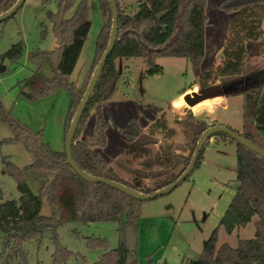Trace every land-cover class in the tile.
<instances>
[{
    "label": "trees",
    "instance_id": "trees-1",
    "mask_svg": "<svg viewBox=\"0 0 264 264\" xmlns=\"http://www.w3.org/2000/svg\"><path fill=\"white\" fill-rule=\"evenodd\" d=\"M17 1L0 0V15ZM116 1L118 36L73 138L72 155L76 164L91 176L111 179L150 194L176 181L189 166L203 132L222 124L208 123L191 112L176 119L178 126H173L163 112L144 132L133 118H129L122 126L128 145L110 163L99 152V148L107 143V122L102 109L115 91L119 78L116 60L121 57L144 58L147 75L163 71L157 63L161 56L185 57L190 60L195 79L201 87L217 82L241 81L240 88L227 95L243 96L244 131L231 128L264 150V65L256 62L257 58H264V0L219 2V8L231 16L220 60L207 68H201L209 21L207 0H137V7L132 11H126L123 0ZM57 3L58 10L51 16L57 45L53 49L37 50L31 54V60L38 66L48 63L53 74L46 77L36 69L23 82L29 90L22 88L21 94L33 100L62 87L71 95L65 119L66 140L94 70L108 46L113 11L109 0H99L103 24L96 39L93 60L83 82L77 85L71 80V75L91 28L89 6L87 0H57ZM23 52L24 44L19 41L0 54V59L17 63ZM92 111L96 112V120L91 134L81 137ZM0 117L12 132L10 137L0 139V144L5 141L21 142L32 156V162L16 173L21 197L0 203V257L7 249L11 253L20 251L24 240L39 238L47 231L55 232L65 222H117V248L107 249L103 238H88L91 246L106 248L94 264L137 263L134 248L143 200L106 183L84 179L69 163L65 149L53 150L42 131H33L22 123L1 101ZM179 130L185 137L186 154L175 146ZM210 138L205 142L195 168L203 160ZM231 140L236 146V179L239 186L218 227L223 226L231 234L236 228L253 221L254 234L249 238H239L236 246L227 242L218 245L217 227L192 264H264V158L240 142ZM25 173L38 181L37 192L31 189ZM146 180L152 183L147 184ZM45 206L49 208L46 214L43 213ZM70 254L64 247L58 246L54 260L57 264H66ZM22 257L24 261L25 256ZM0 264H13L12 256L6 255V261H0ZM159 264L175 263L164 261Z\"/></svg>",
    "mask_w": 264,
    "mask_h": 264
},
{
    "label": "rangeland",
    "instance_id": "rangeland-1",
    "mask_svg": "<svg viewBox=\"0 0 264 264\" xmlns=\"http://www.w3.org/2000/svg\"><path fill=\"white\" fill-rule=\"evenodd\" d=\"M220 1L207 0L206 13L209 21L205 30V55L201 68H207L220 60L231 16L219 8ZM87 2L91 28L71 75V80L77 85L83 82L93 60L96 39L103 24L99 0ZM122 5L126 11H132L137 7V0H123ZM57 10V0H26L14 15L0 22V54H4L16 42L24 44L23 55L17 63L4 60L7 69L0 73V101L6 109L11 110L14 117L33 131H42L44 139L53 150H64L65 119L71 95L62 87L33 100L21 94L22 88L29 90L23 82L36 69L46 77L53 74L48 63L38 66L31 60V54L37 50L53 49L57 45L51 17ZM256 62L264 65V58H257ZM157 63L163 67V71L147 75L144 58L121 57L116 60L119 78L111 99L102 109L107 122V143L99 148L101 155L110 163L128 145L122 126L129 118H133L144 130L163 112L173 126H178L176 119L191 112L201 119L198 108L203 102L191 106L181 95L182 92L185 94L202 88L195 79L190 60L185 57L161 56ZM238 95L231 94L228 108L232 118L237 120L243 116L242 98ZM220 97L223 95L208 98V101H213L208 106L213 109L220 107ZM174 105L177 108L173 110ZM95 120L96 112L92 111L81 137L90 136ZM205 121L217 122L210 117ZM11 135V129L0 117V139ZM175 146L181 153H188L181 130L175 138ZM31 162L32 156L23 143L5 141L0 144V203L21 197L16 173L24 170ZM25 178L31 189L37 192L38 181L29 173H25ZM238 186L235 143L225 134L214 133L205 148L203 160L188 179L170 193L142 202L134 248L138 262L129 264H159L164 261L192 264L218 227ZM48 212L49 208L45 206L43 213ZM117 228V222H65L55 232L47 231L39 238L24 240L20 251L16 253L5 250L0 261H6V255L10 254L13 264H57L54 253L58 246H62L71 253L66 258V264H94L106 248L91 246L88 238H103L107 249L117 248ZM253 234V221L248 226L238 227L231 234L223 226H219L217 244L227 242L236 246L239 238H249ZM1 248L2 243L0 250ZM22 255L25 256L24 261Z\"/></svg>",
    "mask_w": 264,
    "mask_h": 264
},
{
    "label": "water",
    "instance_id": "water-1",
    "mask_svg": "<svg viewBox=\"0 0 264 264\" xmlns=\"http://www.w3.org/2000/svg\"><path fill=\"white\" fill-rule=\"evenodd\" d=\"M25 1L26 0H18L17 3L11 9L2 13L0 15V22H2L3 20L14 15L18 11V9L24 4ZM109 2L112 6V11H113V25H112L111 37H110L108 46H107L104 54L102 55L98 65L96 66V68L94 70V73L91 77L90 83H89V85L85 91V94H84V97L80 103V106L78 107V109L74 115V118L72 120L70 129L68 131V134H67V137L65 140V150L67 153V158H68L69 163L73 167V169L79 175H81L84 179H86L88 181L106 183L110 186H113V187L127 193L128 195H130L136 199L145 201V200L154 199L158 196L170 193L181 182H183L188 176H190L196 167L197 161H198L200 153H201V151L205 145V142L214 133H218V132L225 133L231 139H234L235 141L240 142L241 144L248 147L252 151L258 153L261 157L264 158V150L261 149L258 145L251 142L250 140H248L247 138H245L244 136L239 134L237 131H235L231 127L224 125V124H217V125H214L208 129H206L203 132V134L201 135V137L197 143V146H196V149L194 151L192 160H191L189 166L186 168V170L181 174V176L176 181H174L173 183H171V184H169V185H167V186H165V187H163V188H161V189H159L153 193H150V194H144V193L138 192V191H136V190H134L128 186L122 185L121 183L116 182V181L111 180V179L91 176V175L87 174L86 172H84L76 164L75 160L73 159V155H72L73 138L75 136V132H76V129L79 125V121H80V118L84 112V109H85V107H86V105L90 99V96L93 93V91L96 87V84L99 80L103 65L105 64L110 53L112 52V50L115 46V42L117 40V36H118V5H117V1L116 0H109ZM6 69H7L6 64L0 59V73L5 72ZM240 82L241 81H238V80H233L230 82H217V83L211 84L209 86L202 87L198 91L187 92L183 95V98L188 105L194 106L197 103H199L205 99L213 98L215 96H220V95H227L228 93H231L233 91H237L240 88Z\"/></svg>",
    "mask_w": 264,
    "mask_h": 264
},
{
    "label": "crops",
    "instance_id": "crops-1",
    "mask_svg": "<svg viewBox=\"0 0 264 264\" xmlns=\"http://www.w3.org/2000/svg\"><path fill=\"white\" fill-rule=\"evenodd\" d=\"M222 48H223V46H222ZM221 51H222V49H221ZM187 91H189V89ZM181 95H184V92H182ZM230 96L231 95H223V97H220L219 101H220L221 105H220V107H215L214 109H213V107L210 108L209 107L210 105L208 106V104H210V103L212 104L213 101H208L207 99L203 100L202 101L203 102L202 106H200L198 108V115L200 116L201 119L206 120L207 117H210L213 120L216 119L218 123H222L224 125H227L229 127L234 128V129H236V130H238L240 132H243L244 131V119H243V116H242V118H238V120L237 119H233L232 115L228 111ZM238 96H240L242 98V105H243V96L240 95V94ZM175 108H177L176 105L173 106V110ZM142 130L144 132H146L148 129H146V130L142 129ZM145 182L147 184H151L152 183L151 180H146ZM246 226H248V224ZM244 229H246V227Z\"/></svg>",
    "mask_w": 264,
    "mask_h": 264
}]
</instances>
